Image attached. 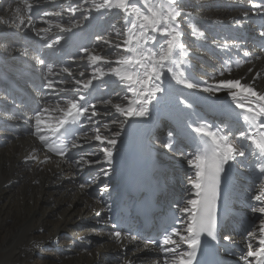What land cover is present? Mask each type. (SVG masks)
Here are the masks:
<instances>
[{"label":"bare ground","instance_id":"6f19581e","mask_svg":"<svg viewBox=\"0 0 264 264\" xmlns=\"http://www.w3.org/2000/svg\"><path fill=\"white\" fill-rule=\"evenodd\" d=\"M92 1L29 0L33 5L31 14L34 11L41 13V17L37 20L32 18L30 24L27 21L29 13L23 7V0H8L0 10V28L31 34L35 37L33 42L38 45L31 49L33 51L31 52L19 44H14L11 40L0 38V58L10 59L8 57L19 54L23 62L16 63H20L25 68H39L42 63L38 61H43L46 66L39 75L35 74L42 84V88L36 91L32 86L25 89L17 84L23 83L21 79H18L17 83L7 79L13 78L12 72L4 71L7 78L0 73V83L9 82L32 92L33 98L42 105L41 127L45 134L48 132L47 127L54 126L63 115L56 110L57 102L61 103V107H66L65 101L68 99L77 100L84 106L97 105L96 111L99 115L95 119L96 124L102 125L101 135L111 137L119 133L117 145L113 149L114 158L111 165L104 162L103 153L100 151L101 146L91 139L86 141V143H95L90 148H72L74 150L72 159L54 156L35 134V117L29 114H25L26 120H23V123L28 128L29 123L30 134L27 132L16 136L12 132L13 136L4 132L11 130L12 125L16 126L19 119L3 111L2 106L8 104V101L4 91L0 88V140L3 138L8 140L5 144L0 142V264H36L35 261L40 255L43 256V264H125L126 261L130 264H156L160 261L162 264L163 258L158 255L157 250L146 247L137 239L126 238L117 241L112 236L115 231L111 230L109 216L111 207L117 201L121 184L130 178L136 169L143 168L163 191L168 188L178 191L179 183L176 189L170 175L165 176V173L167 171L179 172L176 176L185 181V187H182L183 202L179 206L183 207L188 199L193 198L188 180L194 173L187 164V159L191 158L190 153H185L180 149L172 122H177L183 131L193 135L195 133L188 125L192 127L201 124L211 125L214 123L211 113L220 114L222 112L224 115H231L236 107L225 90L217 94L202 91L203 87L208 83H213L214 80L240 79L242 83L254 84L257 91L264 92V54L256 51L249 40L252 36L261 37L262 31L257 32L251 18L264 14V9L253 8V4L248 0H228L233 5L230 8H212L208 4L212 0H178L177 7L183 15L176 23L179 25V30L186 35V37L183 35L182 42L189 53L187 62L182 67L191 82L199 84L200 87L186 88L172 79L171 74L166 73L160 82L165 91L157 94L149 106L150 114L146 117H134L124 121V117L112 107V104L127 106L128 99H135L128 92L124 82L114 75H105L103 78L93 80L88 90H83L75 84L76 79L87 81L92 78L94 66L86 57L81 58L82 48H87L112 61L123 54L122 49L110 47L103 40L97 39V37H102L113 43L122 42L124 37L117 36V32L122 33L128 24L122 23L121 25L116 22L123 14L118 9L97 11ZM102 2L103 0L97 1V3ZM74 6L79 8L75 15L68 11ZM17 7L21 8L20 15L24 20L22 24L20 19L15 18L13 12ZM188 13L190 15H187ZM244 13H248L247 17L243 15ZM90 19L92 22L87 25ZM13 21L20 24V27L13 26ZM57 23L65 27L73 25V28L70 32H63L55 27ZM96 24L100 30L96 31L99 33L92 41L91 32L96 30ZM186 24L190 27L188 34L183 27ZM229 27L236 28L233 30L236 32L229 30ZM209 28L215 35L212 38L206 34ZM16 36L13 35V38ZM195 39L197 40L194 41ZM165 40L166 38L158 36L156 45L150 44L149 47L159 52L162 46L166 47ZM63 43H66V48L61 49L60 45ZM201 43L217 50V55L209 56L211 64L194 57L199 54ZM69 47L71 53L67 57L63 56ZM55 49H58V54L52 56L50 53ZM234 49L239 51L236 53L237 56L224 55V52ZM41 52L46 55L38 56ZM67 58L72 59L68 65L64 63ZM15 59L18 61V58ZM240 61L244 63L241 64ZM49 65L53 69L52 75L48 73ZM56 65L58 67L55 69ZM237 65L240 66L237 67ZM65 67L71 70V76L62 71ZM95 67L108 72L109 68L117 67V65L100 63ZM224 68H231V72H225L224 76H220ZM249 68L253 71L249 72ZM13 70L26 81L19 73L23 70ZM81 72L84 73L83 76L80 75ZM257 72L262 75L253 81L252 77ZM55 77H58L57 82ZM48 80L54 82L55 91L45 87ZM110 88H113V92ZM60 89L63 91H59ZM81 95L86 97V104L79 101ZM106 100H111L112 104H104L103 101ZM182 100L184 103H181ZM45 107L49 111H44ZM88 115H91L90 111L83 117L85 119L84 131L88 129L86 133L92 136L95 134L96 124L88 122ZM159 116L164 117L159 118ZM169 118L172 122L167 121ZM29 120H33L34 123ZM163 121L167 122L169 129L163 130L165 136L162 141L156 130H162L160 124ZM121 123H123V128L120 126ZM105 125L108 127L105 128ZM225 126L228 127L227 124ZM170 131L175 134V147L166 148L164 145L169 142L168 133ZM79 138L78 143L83 145L84 132ZM232 139L238 143L239 135L234 134ZM46 156L49 159L44 162ZM81 156L98 160L101 163L91 166L84 165L81 170L76 164ZM178 160L186 163V165H181L185 166L187 173L180 172L176 167L157 166L158 164L171 165ZM225 166L239 169L235 161H230ZM105 169L108 170L107 176L103 174ZM85 172L89 173L92 182L84 183L82 175ZM81 180L85 185L79 183ZM105 185L108 186V190L102 191ZM260 189L259 183L253 189V194L259 195ZM96 220H99V223H96ZM98 225H102V228L97 230ZM255 229L257 230V227ZM61 235L65 236L62 240H60ZM243 239L241 238V241ZM245 239L247 241L248 237L246 236ZM51 246L56 247L53 254L47 251V248ZM148 250L151 253L144 255ZM114 251L117 253L116 260L111 256Z\"/></svg>","mask_w":264,"mask_h":264},{"label":"snow or ice","instance_id":"6c2138e0","mask_svg":"<svg viewBox=\"0 0 264 264\" xmlns=\"http://www.w3.org/2000/svg\"><path fill=\"white\" fill-rule=\"evenodd\" d=\"M177 3L178 0H138V2L137 0H103L102 3L94 4L97 11L101 9H118L125 17V23L128 24V27L122 33L117 32V36L124 37L122 42L113 43V41L97 37L98 40H103L110 47L114 46L117 49H122L123 54L112 61L89 51L87 48H82L81 58L86 57L89 63L94 66L92 78L87 81L76 79L75 84L83 90H88L92 86L93 80L103 78L105 75H114L124 82L127 85L128 92L135 99H128L127 106L112 104L111 100L103 101L104 104H112L115 111L124 117V121L134 117H146L150 114L149 106L157 97V94L165 91L160 82L166 73L171 74L172 79L186 88L195 89L200 87L199 84L191 82L182 67L187 62L189 53L182 42L184 34L179 30V25L176 23L178 18L183 15L178 9ZM252 6L253 8L264 9V2L253 3ZM23 7L29 13L27 21L30 24L33 5L29 0H23ZM68 11L75 15L79 8L70 7ZM13 12L15 18L20 19L22 24L24 20L20 15L21 8L17 7ZM56 15H59V13H56ZM187 15H190V13ZM243 15L247 17L248 13ZM13 26L20 27V24L13 21ZM55 27L63 32L72 30L70 27H65L59 23L55 24ZM33 30L35 31V29ZM260 35L264 37V31ZM158 36L166 38V47L162 46L159 52H156L149 45L155 46ZM261 51H264V48ZM38 62L43 63V61ZM100 63H115L117 67H111L108 72H105L102 68L95 67ZM242 63L244 61H241ZM239 66L237 65V67ZM62 71L69 76L72 75L71 70L67 67L63 68ZM248 71L252 72L253 69L249 68ZM225 72L230 73L231 68H224L220 72V76H224ZM48 73L49 75L53 74L51 65L48 66ZM80 75L83 76L84 73L81 72ZM261 75L260 72H257L252 80L255 81ZM45 87L53 91L56 90L52 80H48ZM222 90L226 91L235 103V107L242 110L243 121L250 131H239L240 143H237L232 139L234 133L230 127H217L212 130V126L208 124H201L196 127L188 125L195 133V136L190 138L196 145V150L194 153H190L191 158L187 159V164L194 173L188 180L193 198L188 199L183 207H178L179 213L186 219H174L173 223L178 225L177 227H172L170 232L166 228L161 239H152L146 244V247L158 245L163 253L162 264H193L197 249L201 244V236L206 235L213 240L217 238V198L220 177L221 173L225 171V165H228L230 161H236L238 157H244L246 148H251L257 158L260 173L264 174V163H261L264 162V92L257 91L254 84L242 83L240 79L214 80L213 83H208L202 88V91L211 94H217ZM59 91H63V89ZM79 101L86 104V97L81 95ZM65 103L66 107H61L60 102L56 104V110L63 113V115L54 126L47 127L50 135L45 134L41 127L40 113L37 112L35 116V134L49 152L61 158L66 157L69 147L67 142L61 140L63 136L70 135L66 126L79 124L89 111L91 115L87 116L88 122L96 124L95 117L99 115L96 111V104L84 106L74 99H68ZM181 103H184V101L182 100ZM44 111H49V109L45 107ZM120 126L123 128V123ZM107 127L108 125H105V128ZM118 136L119 133H115L111 137L101 135L99 127L95 129V134L92 136L84 133L85 140L91 139L98 142L101 146L100 151L103 153L104 162L109 165H111L114 158L113 149L117 145ZM174 137V132L170 131L168 133L169 142L164 145L166 148L175 147ZM79 139L78 137L72 140L70 147L74 149L82 148L83 145L78 143ZM243 141L249 143L245 145ZM48 159L49 157L46 156L44 162ZM98 163L101 162L86 159L85 156H81L76 161L81 170H83L84 165L91 166ZM103 174L107 176L108 170L105 169ZM107 190L108 186L105 185L102 191ZM253 199L261 201L262 206L252 208V212L264 216V188H261L260 194L253 197ZM112 236L117 241L126 238L136 239V237H129L127 233L122 234L121 231L113 232ZM247 237L249 240L247 253L242 257L244 264H264V219L260 220L258 230L249 231ZM224 239L229 240L230 237L225 236ZM254 239L259 245L255 248ZM182 245H185L187 250H182ZM125 264H130V262L126 261ZM156 264H161V262L157 261Z\"/></svg>","mask_w":264,"mask_h":264},{"label":"rangeland","instance_id":"374dc122","mask_svg":"<svg viewBox=\"0 0 264 264\" xmlns=\"http://www.w3.org/2000/svg\"><path fill=\"white\" fill-rule=\"evenodd\" d=\"M7 1L8 0H0V10L2 9V7H4L6 4H7ZM96 0H93L92 1V4L94 5V3L96 4L97 3V1L95 2ZM209 6H211L212 8H217V7H222V8H230V7H232L233 5L228 1V0H212V1H209ZM92 5V6H93ZM38 13H40V12H38ZM40 16H39V14H37V17H35V18H39ZM124 19H125V17L122 15V17H120L118 20H117V18H115V20H117V22L116 23H119V24H121L122 25V23L124 24L125 23V21H124ZM92 22V19H90L89 20V22L87 23V25L89 24V23H91ZM114 22V20L112 21V23ZM115 23V24H116ZM183 27H184V30L187 32V34L190 32V27H189V25L188 24H186V25H183ZM70 28H73V25H71L70 26ZM82 29H84V28H82ZM95 29L96 30H94V31H92L91 32V38H92V41H93V39L94 38H96L97 36H96V34H98L99 32H97L96 33V31H98V30H100V28L98 27V24H96L95 25ZM202 29H204V27L202 28ZM210 29L211 28H209L207 31H206V34L210 37V38H212L213 36H215L214 35V33L213 32H211L210 31ZM212 30V29H211ZM229 30H231L232 32H236V31H233V30H236V28H230L229 27ZM246 33H249V32H246ZM13 35H17L15 38H13ZM248 35H251V34H248ZM19 36H20V38H19ZM184 37H186V35H184ZM0 38H6V39H8V40H11L14 44L16 43L17 45L19 44V45H21L22 47H24V48H26V49H29L31 52H33L31 49H34V47H32V42H33V39H35V37L33 36V35H31V34H28V33H26V32H14V31H12V30H9V29H6V28H0ZM226 38L228 39V36L226 35ZM197 39H195L194 41H196ZM235 41H237V40H235ZM30 43V44H29ZM92 43V42H91ZM43 52V51H42ZM41 52V54L40 55H38V56H43V55H46V53L45 54H43ZM236 53H239V51L237 50V49H234V50H231V51H226V52H224V55H233V56H237L236 55ZM51 54V53H50ZM49 54V55H50ZM37 55V54H36ZM212 56V57H214L215 55H217V50L215 49V48H210L208 45H206V44H203V43H201L200 45H199V54L198 55H195L194 57H197V60H200V61H202V62H208V63H210L211 64V61H210V59H209V56ZM8 58H10V59H4V58H0V73L2 74V76H4V77H6L7 75H5L4 74V71H6V72H12L13 73V78H7V79H10V80H12V81H14L15 83H17V80L18 79H21L22 81H23V83L22 84H20V83H17V84H19V85H21L22 87H24L25 89H29L30 88V85L29 84H27L26 83V81H24L21 77H19L18 75H17V73L13 70V69H21V70H23V71H19V73H20V75H22L23 77H31V78H33L35 81L34 82H37V80H38V82H41V80L37 77V76H35V74H37V75H39V73H40V71L44 68V70H45V68H46V66L44 65V62L42 63V65L39 67V68H25V67H23L22 65H20V63H16V62H23V59L21 58V56L19 55V54H14V55H12V56H10V57H8ZM15 58H18V61H16V59ZM71 60L72 59H65L64 60V63L66 64V65H68L70 62H71ZM241 62V61H240ZM14 64H17L16 66L14 65ZM97 66V65H96ZM58 67V65H56L55 66V69ZM26 72V73H25ZM28 72H30V73H28ZM23 73V74H22ZM34 73V74H33ZM26 80V79H25ZM40 80V81H39ZM45 80V79H44ZM57 82V81H56ZM40 85H42V84H40ZM36 86H38V85H36ZM38 89H39V86H38ZM111 89V91L113 92V88H110ZM65 94H67V92H65ZM7 99V98H6ZM218 100H222V99H218ZM222 101H224V100H222ZM164 116H159V118H163ZM29 121H31V122H33V120H29ZM0 122H1V120H0ZM20 121L19 120H17V123H19ZM34 123V122H33ZM28 126H29V128H31L30 127V125H29V123H28ZM154 126H156V125H154ZM97 127H99L100 129L102 128V125L101 124H96V128ZM169 127V125L167 124V122L166 121H163L162 122V124H160V128H162V130L161 131H159V130H156V132L159 134V137H160V140H162L163 141V138H164V133H163V130H165V128H166V130L167 129H169L168 128ZM5 133L6 132H8V133H10L11 135H13L14 136V134L12 133V131L11 130H5L4 131ZM86 132H88V129L87 130H85L84 131V133H86ZM29 134H30V132H29ZM8 140H7V138H3L2 140H0V142H2L3 144H5L6 142H7ZM86 141L87 140H84V143H83V147H89L90 148V146L92 147L94 144L92 143V142H88V143H86ZM87 152V151H86ZM88 153V152H87ZM169 154H173V153H169ZM168 156H170V155H168ZM155 164V163H154ZM181 164H183V165H186V163L185 162H183V161H181V160H178L177 162H173L171 165H163V166H161L160 164H158L157 166H159V167H161V168H165V167H168V168H174V167H176L177 169H179L180 170V172H182V173H185L186 172V168H185V166H183L182 167V165ZM177 173H179V172H170V171H167L166 173H165V176H167V175H170V177L172 178V181H173V186L176 188V185L179 183L178 181H179V179L178 178H180V177H177L176 176V174ZM187 173V172H186ZM180 179H183V178H180ZM79 183L80 184H82V185H85L84 183H83V181L81 180V181H79ZM177 189V188H176ZM182 191V190H181ZM181 194V202H183V197H184V194H183V192H181L180 193ZM182 204V203H181ZM105 218H106V220H107V213H106V215H105ZM96 223H99V220H96L95 221ZM100 228H102V225H98L97 227H96V229L98 230V229H100ZM63 238H65V236H63V235H61L60 236V240H62ZM242 242H249V240H247L246 241V239L244 238L243 240H242ZM56 247H53V246H51V247H48L47 248V251L48 252H50V254H53L54 252H55V249ZM62 249H65L64 247H62ZM151 252H150V250H148L147 251V253H145L144 255H149ZM111 256H113L114 258V260H116L117 258H116V256H117V253L114 251V253L111 255ZM48 257H50V255H48ZM42 261H43V256L42 255H40V256H38L37 257V259H36V261H35V263L36 264H43L42 263Z\"/></svg>","mask_w":264,"mask_h":264}]
</instances>
